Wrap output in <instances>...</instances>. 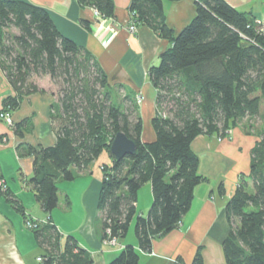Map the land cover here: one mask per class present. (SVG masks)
<instances>
[{
  "label": "trees",
  "instance_id": "1",
  "mask_svg": "<svg viewBox=\"0 0 264 264\" xmlns=\"http://www.w3.org/2000/svg\"><path fill=\"white\" fill-rule=\"evenodd\" d=\"M79 2L105 17L115 15V0ZM164 3L132 0L129 7L137 24H147L172 41L159 64L148 70L158 88L160 109L152 121L156 138L144 142L138 108L114 97L109 76L90 50L62 34L44 6L0 0V66L18 93L3 102L1 111L11 113L19 107L21 95L38 89L30 82L33 75H49L60 85L51 113L55 142L19 145L20 151L35 158L28 182L36 199L52 212L60 200L59 178L73 180L75 168H90L103 151L110 153L115 134L124 132L136 141L137 150L120 160L111 153L110 162L101 165L104 176L98 208L103 239L108 228L113 237L125 238L136 219L135 234L145 252L152 251L156 237L176 228L192 205L195 187L207 179L191 147L195 137L216 133L225 138L238 122L260 115L264 99V25L254 14L225 0H196L195 18L175 34L167 24ZM20 126L17 123L16 130L22 134ZM261 135L252 150L249 174L240 176L227 202L232 225L223 241L227 264H264V127ZM147 183L152 184L154 199L143 216L136 204ZM219 192L226 193L223 184ZM4 196L27 217L8 185ZM32 230L39 244L53 252L43 257L45 264L93 262L71 235L62 252V233L50 219ZM140 257L141 252L128 244L108 264H140ZM193 259L192 264H205L201 249ZM176 260L175 264H184L182 258Z\"/></svg>",
  "mask_w": 264,
  "mask_h": 264
},
{
  "label": "crops",
  "instance_id": "2",
  "mask_svg": "<svg viewBox=\"0 0 264 264\" xmlns=\"http://www.w3.org/2000/svg\"><path fill=\"white\" fill-rule=\"evenodd\" d=\"M26 1L47 8L62 34L95 55L109 76L114 97L138 108L143 118L142 141L155 140L152 121L160 108L158 88L152 84L148 70L159 64L172 41L147 24H138L133 33L128 30L132 23L129 9L132 0H115V15L110 17L98 14L94 7L82 5L79 0ZM225 1L240 11L254 14L264 24V0ZM195 3L196 0H165V18L175 34L195 18ZM37 86L35 92L21 95L19 107L11 111L14 126L0 118V179L28 215L40 222L50 219L58 226L62 252L71 235L91 254L93 262L89 264H108L128 244L141 252L140 264H175L177 258H182L184 264H192L198 249L202 250L205 264H227L223 241L232 227L227 202L236 192L240 176L248 175L251 170L252 150L260 139L255 130L245 131L238 123L230 138L220 139L216 133L195 137L191 147L199 156V171L207 179L195 187L192 205L176 228L154 239L151 252L140 250L134 229L136 219L127 236L118 239L120 246L108 245L103 239L102 211L98 208L104 175L96 161L84 171L75 168L73 180L59 178L60 200L52 212L44 209L28 182L35 158L20 151L19 145L49 146L55 142L51 113L58 98L48 87ZM14 96L18 93L0 66V111L3 102ZM139 96H143L142 102L138 101ZM17 123L21 124L22 134L16 130ZM221 184L225 194L219 192ZM138 196V214L146 216L154 199L152 184L142 187ZM24 221V213L9 198L0 195V264H45L39 258L53 254L51 249L39 244L37 234Z\"/></svg>",
  "mask_w": 264,
  "mask_h": 264
},
{
  "label": "rangeland",
  "instance_id": "3",
  "mask_svg": "<svg viewBox=\"0 0 264 264\" xmlns=\"http://www.w3.org/2000/svg\"><path fill=\"white\" fill-rule=\"evenodd\" d=\"M130 25H129V27H130ZM128 30H129V28H128ZM30 82H32L33 84H36V85H44L46 88L48 87V89L53 91L54 95H56L58 98L59 92H60V85L55 84L49 75H46V76H36V75L34 76L33 75L31 77ZM262 102L263 103H262V109H261L260 115H258L256 117L250 116V117H247V118L243 119L242 121L238 122V123H240V125L243 126L245 131H247L248 128L251 131L255 130L256 134L260 136V139L262 138L261 134H262V130L264 127V124H263V120H264V99ZM169 105H170V103H169ZM226 137L230 138L232 136H226ZM110 160H111V153H109L107 150H105L102 152L101 156L98 159H96L95 161H96V165H98V167H100V165L104 164L105 162L108 163V162H110ZM119 246H120V243H119Z\"/></svg>",
  "mask_w": 264,
  "mask_h": 264
},
{
  "label": "built area",
  "instance_id": "4",
  "mask_svg": "<svg viewBox=\"0 0 264 264\" xmlns=\"http://www.w3.org/2000/svg\"><path fill=\"white\" fill-rule=\"evenodd\" d=\"M98 14H99V12H98ZM132 16H133V14H132ZM258 23L261 24V22L259 20H258ZM137 27H138L137 22L134 21L133 18H132V23H131V25L129 27V31L136 32L137 31ZM262 29L264 30V27H262ZM142 100H143V96H139L138 101L142 102ZM0 118H1L2 121H5V123L7 125L14 126L13 113H10L8 111H0ZM231 133H232V131H229L226 136H231ZM220 139H223V138H220ZM5 193H7V184H6V182L4 180L0 179V195H4ZM24 223H26V227L28 229H30V230L31 229H38L41 226V224H42V222H40L37 218L33 217L32 215L31 216L27 215V217L25 218ZM107 233H108V237L104 239V242L106 244H108V245L109 244H111V245H119L118 239L111 235L112 231L109 228L107 229ZM39 260L43 261V258L40 257ZM53 264H56V262L53 263ZM179 264H183V263H179Z\"/></svg>",
  "mask_w": 264,
  "mask_h": 264
},
{
  "label": "water",
  "instance_id": "5",
  "mask_svg": "<svg viewBox=\"0 0 264 264\" xmlns=\"http://www.w3.org/2000/svg\"><path fill=\"white\" fill-rule=\"evenodd\" d=\"M137 150V143L124 132H117L110 147V153L115 159H124L129 155H134Z\"/></svg>",
  "mask_w": 264,
  "mask_h": 264
}]
</instances>
